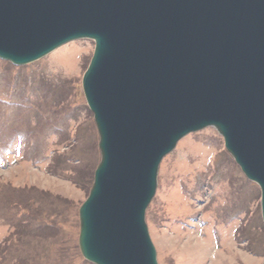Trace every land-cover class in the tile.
Listing matches in <instances>:
<instances>
[{"label": "water", "instance_id": "obj_1", "mask_svg": "<svg viewBox=\"0 0 264 264\" xmlns=\"http://www.w3.org/2000/svg\"><path fill=\"white\" fill-rule=\"evenodd\" d=\"M79 39L95 42L83 90L101 151L79 209L85 259L159 264L146 212L160 164L209 126L259 184L264 222V0H0V58Z\"/></svg>", "mask_w": 264, "mask_h": 264}, {"label": "rangeland", "instance_id": "obj_2", "mask_svg": "<svg viewBox=\"0 0 264 264\" xmlns=\"http://www.w3.org/2000/svg\"><path fill=\"white\" fill-rule=\"evenodd\" d=\"M95 42H69L14 65L0 58V264H94L79 209L101 160L83 76ZM159 264H263L260 186L215 127L162 161L146 212Z\"/></svg>", "mask_w": 264, "mask_h": 264}]
</instances>
